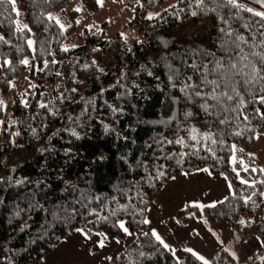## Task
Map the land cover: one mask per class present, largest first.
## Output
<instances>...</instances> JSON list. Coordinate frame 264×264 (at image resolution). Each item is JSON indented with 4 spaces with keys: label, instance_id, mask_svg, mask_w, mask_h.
I'll use <instances>...</instances> for the list:
<instances>
[{
    "label": "trees",
    "instance_id": "1",
    "mask_svg": "<svg viewBox=\"0 0 264 264\" xmlns=\"http://www.w3.org/2000/svg\"><path fill=\"white\" fill-rule=\"evenodd\" d=\"M67 1L16 0V11L0 5V91L24 72L26 58L39 67L45 63L27 106L11 108L3 136L1 155L9 162H0V264H41L75 230L122 241L120 222L133 240L114 262L102 264H203L181 248H165L144 221L172 178L205 169L225 176L231 194L175 216L182 223L188 214L208 223L234 221L236 234L243 235L248 219L242 227L235 220L260 211L256 236L263 255L253 264H264V174L254 181L253 170H240V162L238 172L230 168L235 144L248 150L256 134L264 135V81L250 92L237 86L242 105L239 97L220 95L222 82L219 88L208 82L223 70L216 69L217 61L227 65L231 56L240 68L239 56L248 54L258 62L251 53L264 54V20L228 0H203L199 6L198 0H181L145 19L165 0H123L139 5L134 23L140 42L129 46L118 34L106 40L94 32L82 47L65 51L66 33L48 15ZM80 1L97 11L95 0ZM17 10L24 29L17 28ZM108 49L115 50L114 63L99 69L92 58ZM60 71L66 91L41 107L39 93ZM3 111L0 106V120ZM15 157L23 158L21 165L11 167ZM213 263L238 264L224 250Z\"/></svg>",
    "mask_w": 264,
    "mask_h": 264
},
{
    "label": "rangeland",
    "instance_id": "2",
    "mask_svg": "<svg viewBox=\"0 0 264 264\" xmlns=\"http://www.w3.org/2000/svg\"><path fill=\"white\" fill-rule=\"evenodd\" d=\"M95 1L97 3V0ZM180 1L165 0L156 9L147 12L144 18L149 19L150 15L155 18L159 13ZM235 1L247 9L251 8L254 11L264 12V6H262L264 0L261 2L258 0ZM138 7L137 4L130 5L123 0H103L102 5L97 3V11L91 12L80 0H68L61 7L52 11L48 17H54L55 19L51 20L55 23L58 20V26L66 33L61 45L63 50L67 48L69 51L82 47L85 45L87 37L93 36L94 32L98 37L103 34L106 40L112 39L118 34L124 38L127 45L132 46L142 40L139 25L134 23L135 10ZM76 8H80L81 11H74ZM18 13L17 28L24 29L26 22L19 11ZM61 25L64 27L62 28ZM33 37L32 34L29 38L31 44L28 41L31 48L34 41ZM114 54V49H108L93 57L92 61L99 69L112 67ZM24 61H27L24 72L9 83L5 93L0 91V101H3L1 107L4 110V116L0 120L3 122L0 123V162L2 163L9 162L1 155V152L4 144L3 136L8 132L6 126L9 124L10 110L17 103H27L28 98L34 95V89L39 87L37 75L45 66L44 62L39 67L36 63L32 64L27 58ZM42 78L44 79V77ZM45 87V90L40 92L38 96L40 106L62 96L66 91V81L62 71L58 73L53 83L46 84ZM22 159L19 157L11 159V167L21 165L20 160ZM238 162L241 163L240 170H247L248 168L253 170L255 173L254 181L261 178L259 173L264 174V135L256 134L248 150H243L236 144L233 146L230 158L231 170L238 172L235 169ZM192 188L196 189L198 193L193 192ZM231 192V186L223 175L214 176L209 174L207 170L190 173L187 177L180 175L172 178L155 196L153 206L148 209L145 219L148 223L144 224L151 234L155 231L164 240L169 246L168 249L181 248L185 251L192 249L209 261V264H214L213 260L216 253L222 248L220 250L226 251L238 264H253L263 254V248L259 245L256 236V230L263 221L260 211L254 216L240 217L235 220L239 223L243 221L241 227L246 225L244 223L246 219L249 222L245 233L243 235L236 234L232 241L227 224H214L210 230L206 231L204 228L197 227L190 219L188 221L187 217L182 223L175 216L177 211L184 210L190 205L195 207L196 205L214 206L229 196ZM100 234L88 235L81 230L71 232L42 258L41 264H102L104 261L111 263L133 240V235L126 234L124 231V239L119 242ZM101 242L103 247H100Z\"/></svg>",
    "mask_w": 264,
    "mask_h": 264
},
{
    "label": "snow or ice",
    "instance_id": "3",
    "mask_svg": "<svg viewBox=\"0 0 264 264\" xmlns=\"http://www.w3.org/2000/svg\"><path fill=\"white\" fill-rule=\"evenodd\" d=\"M258 2H261V0H258ZM98 4L103 3V0H97ZM203 0H198V6L199 4H202ZM228 3L235 5V0H228ZM4 4H9L12 6V10L16 11V0H0V5H4ZM262 6H264V2H262ZM175 7V6H173ZM249 12H252L253 15L260 17L262 20H264V12H259V11H254L251 8L246 9ZM74 11H81L80 8H76L74 9ZM165 11H167V9H165ZM193 15H195L196 13L193 12ZM17 15H19L18 11H17ZM153 17L150 15L149 19H152ZM50 19H55L54 17H50ZM78 22V21H77ZM57 23H59V21L57 20ZM25 28L27 27L26 25L24 26ZM61 27L63 28L64 26L61 25ZM70 27V25H69ZM230 35V34H229ZM238 39L241 42H245L244 41V37H238ZM32 42L29 41V44H31ZM227 43V42H225ZM233 43H235L233 41ZM236 48H240V44H235ZM65 51H67V48L64 49ZM240 52L243 53V49L240 48ZM252 56H257L258 57V62H259V66H258V62L249 59V55L248 54H242L239 56L238 62L243 64V67L238 68L237 67V61H234L231 56L229 57V62L227 65H224V63L222 61H217L216 64V69L219 71L221 69H223L222 71H220L219 74V79L218 80H212V81H208L209 83L213 84L215 86V88H219L221 86V82L224 85V91L222 93H220L221 96L226 97L228 100H233L236 97H239V104H243L244 103V98L241 95V92L238 91L237 86L238 85H242L245 87V91H252V89L254 88L255 85L260 84L261 81H264V54L261 53H251ZM245 61H247V63H244ZM23 63L27 64V61H23ZM247 68L248 71H245L244 69ZM239 76L240 80H236L235 77ZM214 88V91H215ZM261 89L264 90V85H261ZM197 95H200V93H197ZM212 99H217L219 102V99L217 96L213 95L211 97ZM260 103H264V96L260 97ZM3 105V101H0V106ZM25 106L26 103H25ZM41 107H46V105H41ZM205 110H207V106L205 105ZM227 110V109H225ZM236 108H232V111H236ZM264 118V117H262ZM223 122V121H222ZM0 123H3L2 121H0ZM195 131V130H193ZM238 134V133H237ZM209 139H211V136L208 137ZM193 139H195V137H193ZM215 142V141H213ZM206 171V169H205ZM196 207H203L202 205H196ZM243 221H241L242 223ZM144 223H148L147 220L144 221ZM119 227L121 229H123V231L126 234L131 235V233L128 231L127 227H125V224L123 222L119 223ZM100 235H103L102 233ZM145 235H148L147 233H145ZM152 235L155 237V239L161 244L163 245L165 248H168L169 246L164 242V240L155 232H152ZM119 242V241H117ZM103 243H100V247H103ZM186 251L191 252V254L196 257L197 260H200L203 262V264H209V261H207L203 256L199 255L198 253H196L195 251H193L192 249H186Z\"/></svg>",
    "mask_w": 264,
    "mask_h": 264
},
{
    "label": "crops",
    "instance_id": "4",
    "mask_svg": "<svg viewBox=\"0 0 264 264\" xmlns=\"http://www.w3.org/2000/svg\"><path fill=\"white\" fill-rule=\"evenodd\" d=\"M196 172H198V171H196ZM193 173V172H192ZM189 174L190 173H188V174H180V175H182V176H185V177H187V176H189ZM210 174V173H209ZM180 175H177V176H175L174 178H176V177H178V176H180ZM207 175V174H206ZM212 175V174H211ZM214 176H216V175H214ZM227 180V179H226ZM225 189L227 190V188L225 187ZM193 192H196V193H198V191L196 190V189H194V188H192L191 189ZM191 206V205H190ZM206 207V206H205ZM187 218H188V221H189V219L197 226V227H201V228H204L206 231L207 230H210V227L212 226V225H214V224H216V225H219V224H227L228 225V229H229V231H230V233H231V241L236 237V228H235V223L236 222H234V221H229V222H222V223H208L204 218H197L196 216H194L193 214H188L187 216H186ZM225 228H226V226H224ZM201 231V230H200ZM209 234V233H208ZM210 235V234H209ZM259 245L261 246V243L259 242ZM226 247V246H225ZM225 247H224V249H225ZM262 247V246H261ZM263 248V247H262ZM220 249H222V248H220ZM219 249V250H220ZM262 251H263V249H262ZM263 253V252H262ZM263 255V254H262Z\"/></svg>",
    "mask_w": 264,
    "mask_h": 264
}]
</instances>
